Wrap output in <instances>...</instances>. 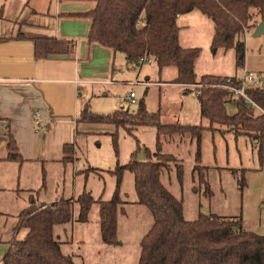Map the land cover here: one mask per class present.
Segmentation results:
<instances>
[{
    "label": "trees",
    "instance_id": "trees-1",
    "mask_svg": "<svg viewBox=\"0 0 264 264\" xmlns=\"http://www.w3.org/2000/svg\"><path fill=\"white\" fill-rule=\"evenodd\" d=\"M30 0H28L29 2ZM94 6L71 16L91 20L88 40L120 52L133 66H142L143 58L156 62L160 72L173 66L177 76L172 83L181 85L184 93L194 92L199 100L201 116L209 122L182 124L165 122L161 110H148L145 98L138 108L131 111L120 107L109 114H98L87 103L78 116V123L113 125L111 135L118 140V128L124 127L133 134L139 126H155L156 151L141 161L133 153L126 164L117 163L110 172L116 176V190L110 200L96 199L84 191L78 198L60 199L51 204L35 200L19 214L9 249L1 264H77L71 254L62 249V242L55 234V226L73 221L87 222L94 203H101V232L103 241H117L118 211L124 204L121 185L127 172L134 175L137 193L136 203L147 207L153 223L140 241L138 264H264V235L247 230L243 217H225L214 213H199L188 219L184 213L182 198L176 197L162 182V174L170 170L174 161L180 180L183 164L172 153L163 152L162 137L190 134L196 141L197 160L201 159V143L205 130H214L215 124L226 126L237 135H246L258 145L260 159L264 160V86L248 88V96L261 109L250 105L243 97L235 98L229 89L221 85L228 77L235 78L246 67L247 46L245 33L249 28L264 22V0H94ZM4 3L0 2V17ZM195 10L212 19L213 48L233 49L237 73L232 76L204 74L198 77L196 60L199 47H186L180 43V26L177 19ZM34 42L37 58L55 53H66L67 43L45 34L27 37ZM195 85L196 89L188 86ZM228 101H234L236 111L230 113ZM6 160L22 162L15 140L9 135ZM74 144H66L64 152ZM65 160L68 158L64 157ZM196 169L204 168L197 165ZM89 170H95L90 168ZM75 205L79 214L74 215ZM0 212V222L2 218ZM25 229L23 238L19 232Z\"/></svg>",
    "mask_w": 264,
    "mask_h": 264
},
{
    "label": "rangeland",
    "instance_id": "rangeland-1",
    "mask_svg": "<svg viewBox=\"0 0 264 264\" xmlns=\"http://www.w3.org/2000/svg\"><path fill=\"white\" fill-rule=\"evenodd\" d=\"M9 3L11 10L17 12V0H9ZM177 23L180 26V43L200 48L196 60L198 77L237 73L234 50L212 47V19L195 10L179 16ZM256 29L257 26L249 28L245 33L246 67L239 72L247 69L262 78L264 33L256 36ZM116 67L117 84L106 86V96L101 90L87 101L92 111L109 114L120 107L135 111L139 101L145 98L148 110H161L165 122L209 126L207 119L201 116L196 94H185V87L172 83L177 76L175 67H166L159 72L156 62L132 66L123 53L117 54ZM146 76H149L150 83ZM188 88L196 89V86ZM131 91L137 96L134 103L128 100ZM227 107L230 113L236 111L234 101H228ZM259 111L257 109L256 115ZM92 125L102 128H94L91 132H84L81 128L76 148H69L66 154L67 163L52 166L51 177L46 175L42 182L35 177L36 168L22 167L19 161H4L0 165V212L3 214L0 222V264L9 249L8 241L13 236L19 214L30 204V195L37 203L43 197H52V202L78 198L84 191L91 192L96 199L110 200L116 190V176L110 170L118 162L128 163L133 153L138 160L144 161L156 151L155 126H139L133 134L119 127L116 143L111 135L115 132L113 125ZM214 127V130L207 129L203 134L200 160H197L196 141L190 134L162 137L163 152L174 154L183 164L181 180L175 162L171 161L170 170L162 174V182L176 197L183 199L186 218L195 219L199 213L225 217L242 215L243 226L247 230L264 235V160L260 159L258 145L248 136L237 135L226 126L215 124ZM5 137L0 135V156H5L7 151ZM197 165L204 168L196 169ZM30 185L34 188L32 192L27 191ZM121 197L126 202L118 211V239L113 244L103 241L99 202L92 206L87 222L73 221L55 226V234L62 242L64 252L72 254L77 264H138L140 241L152 226L153 218L146 206L136 203L137 193L131 172L123 178ZM78 214L79 207L75 205L74 215L77 217ZM25 233L26 230L22 229L18 237L23 238Z\"/></svg>",
    "mask_w": 264,
    "mask_h": 264
},
{
    "label": "crops",
    "instance_id": "crops-1",
    "mask_svg": "<svg viewBox=\"0 0 264 264\" xmlns=\"http://www.w3.org/2000/svg\"><path fill=\"white\" fill-rule=\"evenodd\" d=\"M0 2L4 3L0 17V135L6 136L7 149L0 156V165L9 161L11 135L23 158L22 167L36 168L35 177L42 182L46 175L51 177L52 166L67 163L64 146L74 144L76 148L81 128L84 132L102 128L79 124L77 119L96 92L102 90L106 96V86L117 84L116 56L120 52L89 42L91 20L70 15L91 9L94 0H17V12L11 10L9 0ZM35 34L65 42L69 51L37 58L34 42L27 38ZM146 79L150 83L149 76ZM28 190L34 191L33 186ZM28 199L30 204L35 200L33 195ZM39 203L51 204L52 197L40 198Z\"/></svg>",
    "mask_w": 264,
    "mask_h": 264
},
{
    "label": "built area",
    "instance_id": "built-area-1",
    "mask_svg": "<svg viewBox=\"0 0 264 264\" xmlns=\"http://www.w3.org/2000/svg\"><path fill=\"white\" fill-rule=\"evenodd\" d=\"M153 60L150 58H143L142 63L144 62H152ZM138 83H143L142 81H137ZM144 84V83H143ZM263 85L261 78L257 77L256 74L252 71H248L244 69L243 72H239L235 78L228 77L223 84L221 85L224 88L229 89L230 92L233 93L235 98L243 97L245 98L248 103L257 109H260L259 106L248 96L246 90L248 88H256ZM136 97V93L134 91L130 92L129 98L134 102ZM261 110V109H260ZM39 119L36 120L39 127Z\"/></svg>",
    "mask_w": 264,
    "mask_h": 264
},
{
    "label": "water",
    "instance_id": "water-1",
    "mask_svg": "<svg viewBox=\"0 0 264 264\" xmlns=\"http://www.w3.org/2000/svg\"><path fill=\"white\" fill-rule=\"evenodd\" d=\"M262 33H264V22H260L258 25H257V29L255 31V35L256 36H259L261 35ZM262 82H263V86H264V77L261 78Z\"/></svg>",
    "mask_w": 264,
    "mask_h": 264
}]
</instances>
